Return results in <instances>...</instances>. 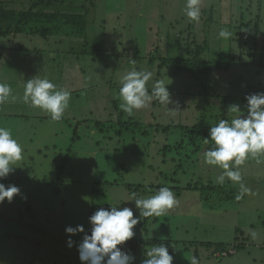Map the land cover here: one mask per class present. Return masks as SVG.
<instances>
[{"label":"rangeland","instance_id":"374dc122","mask_svg":"<svg viewBox=\"0 0 264 264\" xmlns=\"http://www.w3.org/2000/svg\"><path fill=\"white\" fill-rule=\"evenodd\" d=\"M257 1L218 0L216 18L220 23H234L232 28H224L233 31L232 50H245L239 58L244 62L238 59L239 54H230L229 50L224 54L205 55V58L216 57L223 63L235 61L228 71L213 72L212 78L216 79V88L224 91L227 108L239 105L242 112L246 111L247 95L264 92V68H255L253 59L246 54L249 50L252 54L264 53V41L262 37L259 41L256 36L250 40L245 37L248 42L245 46L241 40L245 35L264 32V1L261 6ZM35 2L0 0V7L25 10ZM212 2L201 0V10L210 8ZM242 4L244 9L250 7L247 22L255 20L260 13L258 28L253 24L242 31L235 30L240 27L236 22L240 19ZM185 5L186 0H100V3L80 0L74 7L90 12L87 37L92 45L99 43L100 53L87 52L89 55L85 57L80 54L79 60L78 54L70 52L84 50L85 41L81 39L44 41L26 35L13 38L0 34V83L12 89L9 100L0 105V127L8 128L24 149L23 160L6 177L7 181L3 179L0 183L6 186L21 184L32 191L29 197H21L23 191L20 189V194L10 203L7 200L0 203V218L7 217V223L0 222V264H81L78 245L85 233L90 234L89 217L96 210L111 205L130 207L134 215L139 216L132 202L133 195L147 198L164 186L174 192L176 206L160 217H141L134 228L135 236L118 246L135 256V264H142L146 250L154 241L156 246L174 243L171 248L173 264H191L193 258L198 264H264V155L250 156L240 166L242 183L249 192L237 199L241 195L240 184L228 179L223 184L218 183L222 170L204 162V154L212 146L196 137L201 139L198 143L202 142V148L192 153L196 145L185 143L187 129L200 126L203 86L184 72L165 70L158 75L160 63L149 61L148 55L157 46L165 47V38L167 41L171 37L172 42L179 35L184 40L194 35V32L188 34L196 24L186 17ZM200 19L202 22L197 23L203 24L208 16L201 11ZM217 26L216 21L212 29L209 28L214 31L208 38L212 46H215L213 35L218 33H215ZM93 27L97 30L93 31ZM116 27L121 28L123 34L115 35ZM203 40L200 36V41ZM4 46L9 50H2ZM113 50L115 54H110ZM245 63L247 65L243 66ZM131 70L152 73L147 83L149 92L157 81H163L170 93V103L161 104L153 99L145 108L135 110L133 116L124 112L120 108V81ZM35 76L47 78L58 89L71 93L61 120H51L49 115L24 101V85ZM75 91L78 93L74 94ZM115 100L119 104H113ZM22 104V117L15 116ZM212 105L224 112L223 100H209L208 107ZM233 115H227L229 121ZM119 117L128 123H132L130 118H135L147 124L145 134L137 132L133 136L131 126L120 125ZM79 121L82 122L76 139ZM108 121H114L113 126L124 132L122 137L116 135ZM159 125H164L160 131L157 130ZM165 148H168L166 152ZM22 175L37 180L23 181ZM58 177L60 181L56 183L68 185L60 195L42 182ZM100 181L118 184L105 186L99 184ZM209 184L226 186L236 197L227 199L228 196L209 193V200L205 201L200 198L199 191L190 189ZM129 187L134 192L129 191ZM78 225L84 227L85 233L65 232L66 227ZM236 238V244L243 247L223 258L213 256V246L198 245L224 244L231 248ZM69 240L72 247L68 246Z\"/></svg>","mask_w":264,"mask_h":264},{"label":"clouds","instance_id":"9594fccd","mask_svg":"<svg viewBox=\"0 0 264 264\" xmlns=\"http://www.w3.org/2000/svg\"><path fill=\"white\" fill-rule=\"evenodd\" d=\"M184 12L189 21L199 22L201 0H186ZM218 35L228 38L231 33L221 29ZM250 51L246 53L248 56L253 53ZM238 56L239 59L242 55ZM151 78L150 71L142 70H131L121 78L120 108L129 116L135 110L145 108L153 99L161 104L170 103V93L163 81H157L149 92L147 83ZM11 95L10 86L0 83V105L6 103ZM23 98L32 108L46 113L53 121H59L69 106L71 93L62 88L58 89L47 78L35 76L26 81ZM245 99L246 111L242 112L239 105H230L228 112L234 113V118L230 121L219 120L209 128V135L205 138V143H212V147L204 154L205 164L222 170L217 178L218 183L223 184L228 179L240 184L241 195L237 199L249 192L242 183L240 166L250 156L264 155V92L247 95ZM23 152L22 145L13 138L12 132L6 127H0V181L12 173L18 162L23 160ZM18 194L20 189L17 186L0 183V203L5 200L10 203ZM132 202L139 211V216L134 215L130 207L111 205L109 208H99L89 217L90 234L85 233L82 225L66 227L67 234L85 233L78 245L81 264H134L135 256L118 246L124 245L135 236L134 228L141 217H160L177 204L174 192L167 186L160 187L147 198H136L133 195ZM68 246L72 247L71 240ZM173 261L174 256L170 254L168 247L160 243L146 250L142 264H173ZM191 264H198V261L193 258Z\"/></svg>","mask_w":264,"mask_h":264},{"label":"trees","instance_id":"16d2710c","mask_svg":"<svg viewBox=\"0 0 264 264\" xmlns=\"http://www.w3.org/2000/svg\"><path fill=\"white\" fill-rule=\"evenodd\" d=\"M250 1H253V0H250ZM263 1L264 0H258L257 5L261 6L263 4ZM77 2H80V0L72 1V2H70V0L69 1L36 0L35 3H33L31 6H29L28 9H25V10H15V9L11 10V9H7L1 6L0 7V34L2 37H12L13 36V38L21 36V35H26V36L33 37V38H40L44 41H50L53 38L81 39L85 41L84 50H82V52L80 53H73L72 51L70 52L72 54H78L77 55L78 60L81 58L80 54H82V56L85 57L89 55V54H86L87 52L100 53L99 43H93L92 45L89 38L87 37L88 25H89L88 16L90 12L86 11L87 9L84 10L83 8L82 9L75 8L74 5ZM98 2L100 3V0H98ZM240 2H242V0H240ZM95 3L91 4L93 8H95ZM219 6H220V3L218 2V0H213L210 8L208 9L204 8L203 10H201L203 15L208 16V20L207 22L205 21L203 24H198L197 22H194L196 24V27H194L193 25L190 28V31L188 32L189 35L190 33L194 32L193 33L194 35H192V38L188 37L189 39L184 40L179 35L172 42L170 41L171 37H168L167 41L165 38V43H166L165 47L163 48V47L157 46L155 50L150 55H148L150 59L149 61L151 62V64L160 63L157 67L158 75H161L163 71L165 70L167 71L173 70L176 73L184 72V74L188 75L191 79L193 78L194 80H197L198 83H200V85L203 86V91H204L203 100H202L203 101V105H202L203 112L202 114H199V117H198V119L200 120V126L187 129L188 133H187V141L185 142L186 145H191V146L196 145V149L192 151V153L197 152L202 148L201 146L202 142L201 144L198 143V141L201 139H198L196 137L202 138V141L204 142L205 138H207L209 135V128L211 126H214L218 122L219 119L228 120L227 115L229 114L227 104L226 105L224 104V108H223L224 112L222 114V110L216 109L214 105H212V107H208V103H209V100H212V99L213 100L219 99V100H223L224 103L226 102L225 100H227V98H225L224 96V91L216 88L217 86L215 83L216 79L214 81V79L212 78V73L217 72V71H220V72H223L225 70L228 71L231 68V66L235 65V61L231 60L230 62L227 61L226 63H223L221 60H216V57H209V58L206 57L205 58V55L224 54L225 50H229L230 54H243L245 52V50L243 49H241L239 52L237 49L235 52L232 50L233 48L232 44L235 42V40L233 36V31H231V29L227 30L228 32L231 33V35L228 38L219 37L218 33L221 29H226L224 28L225 26H229V28H232L234 24L233 22L231 23V21H229L228 23H223V22L220 23L217 20L216 11L217 9H219ZM158 7L159 6H157V8ZM157 8L155 7L154 9H157ZM239 10H240V19L236 23L240 24V27L239 28L236 27L235 30L242 31L243 28L245 27L250 28L253 26V24H255L256 27L258 28L260 24V20H261L260 15H257V18L255 20H250V22H247L246 18L248 16L250 7H247L246 9H244L243 4H242ZM244 10H246V12H244ZM155 12H157V10H155ZM94 14L96 15V12H94ZM120 18L121 17L118 16L119 20ZM200 20L202 22V19H199V21ZM216 21L218 22V26L216 27L215 33L217 31L218 33L213 35V38L215 37L216 40L215 39L213 40L215 46H212L210 39L208 38L214 32V31H211V29L213 25L216 23ZM116 28L114 30L115 35H118L120 33L123 34V32L121 31V28H118V27ZM95 29L97 30V27H93V31H95ZM254 30H256V28H254ZM253 34L254 33H252L251 36L245 35L244 38L241 39L245 46L248 45V42H246L245 37L246 38L248 37V40L254 39L255 36H256V39L262 37L264 41V32L260 33L258 31L256 32L255 35ZM200 36L204 37V40L202 42L200 41ZM197 39H199L200 43L198 42ZM8 47H10V45ZM1 49L6 50V51L9 50V48H7L6 46H4ZM31 51L37 53L35 50H31ZM263 51H264V48H263ZM39 54H41V52H39ZM110 54H115L114 50ZM170 54H175V56L172 57ZM10 55L11 54H8L9 57ZM263 56H264V53L262 52L261 57L263 58ZM261 65H264V64L261 62ZM73 93L77 94L78 91H75ZM113 104H119V103L117 100H115L113 101ZM213 113H214L213 118H210ZM119 114L122 115V112H120ZM214 118H217L214 122L210 121ZM120 119L122 120L120 122V125L129 124L131 126L132 130L130 131L132 132L133 136H135L137 132H139L140 135L145 134L143 131L145 130V128L148 127L147 124L146 125L141 124L139 121H135V118H133V120L132 118H130L131 120L130 122L132 123L134 122V124L125 122L122 118ZM81 122L82 121H79L77 123L76 130H75V138L78 135L77 131L80 128ZM113 123L114 121H108V124L112 125L110 127H113V129H115L113 131H115L116 135L121 136L122 133L124 132L121 129H116L113 126ZM163 126L159 125L157 130L160 131L161 129H163L164 128ZM100 127H101V123H100ZM107 128L109 129V127ZM125 131L127 132L126 127H125ZM208 144L209 146H212V143L209 142ZM181 148H185V146L181 145ZM167 149L168 148H165L164 152H166ZM39 152L41 153L40 150ZM57 169H58V173H60L61 172L60 167H57ZM21 179L27 182L28 181L36 182L37 180V179H32L31 177H28L25 175H22ZM4 180L7 181L6 178ZM57 181H60L59 177L56 180H53L50 182H46L43 179L42 182L46 184L48 188H51L53 190L52 192H55L54 194L60 195L61 193L65 192L66 186L68 185L60 184V182H58L59 183L58 184L56 183ZM99 184L105 185V186L107 185L113 186V185H117L118 183L112 184V183H107L105 181H100ZM15 186L19 187V189L23 191L21 193V197H24V196L29 197L32 194L31 188H28L27 186L21 187V184H16ZM139 187L140 186L136 187V189ZM190 189L199 191L200 198H202L205 201L209 200V193L219 194L223 197L228 196L227 199H232L236 197L233 195L234 192L233 191L230 192L226 186L216 187V186H212L209 184L208 186H201V187L193 186V187H190ZM128 190L133 191V188L131 189V187H129ZM21 197L18 196L17 198H21ZM6 220H7V217L0 218L1 223H4V222L7 223ZM9 236L10 235H8L7 238H9ZM155 242L156 241L150 244L153 246H156ZM237 242L238 241L236 238V241L234 243L235 246L233 245L231 248H228L224 244H214L213 245L211 243H200V244L198 243V245H201L206 248H211L213 246L212 247L214 249L213 256L216 258H223L229 255H232L233 254L232 251L234 249H240L243 247L242 244L237 245L236 244ZM164 244L168 247L170 254H172L171 248L174 246V243L169 242V243H164Z\"/></svg>","mask_w":264,"mask_h":264},{"label":"crops","instance_id":"0c3cea01","mask_svg":"<svg viewBox=\"0 0 264 264\" xmlns=\"http://www.w3.org/2000/svg\"><path fill=\"white\" fill-rule=\"evenodd\" d=\"M247 57L253 59V60H252V64L255 66V68H261V64H260V62H261V61H264V56H263V58H261V54H251L250 56L247 55ZM256 59H258V62L255 61ZM246 65H247V64L245 63V66H246ZM262 68H264V65H263ZM22 106H23V104L21 105L20 109H18L17 113H14L15 116L22 117V116L20 115V113L22 112V111H20L21 108H22Z\"/></svg>","mask_w":264,"mask_h":264}]
</instances>
